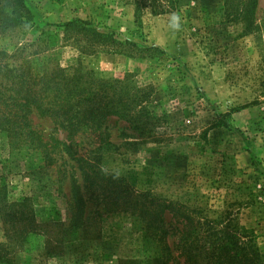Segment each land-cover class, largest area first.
<instances>
[{
    "label": "rangeland",
    "instance_id": "1",
    "mask_svg": "<svg viewBox=\"0 0 264 264\" xmlns=\"http://www.w3.org/2000/svg\"><path fill=\"white\" fill-rule=\"evenodd\" d=\"M25 1L34 17L31 29L0 38V48H22V57L41 68L68 72L81 63L102 79L131 74L154 88L149 107L164 116L162 142L139 137L113 119L107 125L112 145L103 157L105 169L128 177L141 192L202 207L210 218L229 211L233 224L252 231L264 251V0L256 11L259 38L241 36V25L224 15V0H175L171 13L145 12L137 23L134 7L124 0ZM173 14L178 29L172 27ZM72 20L140 48H159L166 56L82 55L58 28ZM256 100L260 104L251 105ZM230 111L227 128L209 129ZM33 120L47 141L52 122ZM65 168L62 161L48 167L39 154L0 133V182L11 201L26 200L35 219V234L25 238L22 225H12L0 210L5 246L0 264H154L159 250L153 232L133 209L105 215L84 238L68 228L73 209ZM90 200L88 206L94 205ZM165 220L176 226L170 216ZM176 242L174 236L169 240L174 250Z\"/></svg>",
    "mask_w": 264,
    "mask_h": 264
},
{
    "label": "trees",
    "instance_id": "2",
    "mask_svg": "<svg viewBox=\"0 0 264 264\" xmlns=\"http://www.w3.org/2000/svg\"><path fill=\"white\" fill-rule=\"evenodd\" d=\"M123 2L134 7L136 23L145 12L153 16L171 13L176 3ZM223 6L227 19L241 25V36L259 38L258 0H224ZM33 19L25 0H0V38L31 29ZM58 28L66 40H74L82 55L106 53L158 60L166 56L156 47L140 48L134 42L119 41L82 20H72ZM260 50L264 52V48ZM22 53V48L12 52L0 48V133L10 142L39 154L48 167L59 161L66 165L69 170L61 171L70 180L73 209L68 228L79 238L89 236L105 215L125 207L123 212L137 211L146 229L153 232L159 250L154 264H264V251L255 235L233 224L229 211L210 218L209 211L202 207L192 209L188 204L161 199L151 191L141 192L128 177L105 169L103 157L112 145L107 125L113 119L124 122L139 137L152 143L162 142L164 116L149 107L154 92L151 85H140L131 74L123 80L102 79L81 63L68 72L41 68L28 56L22 57ZM261 65L264 66V55ZM259 104L257 100L251 103ZM34 118L52 122L54 127L47 141L35 129ZM217 118L209 129L227 128L231 111ZM57 135L64 139H57ZM90 199L94 200L92 206H88ZM0 210L12 225H22L20 232L24 237L35 234L34 213L26 206V200L11 201L1 182ZM167 216L174 220L175 227L166 223ZM173 236L177 237L175 250L169 245ZM4 250L5 246L0 245V254Z\"/></svg>",
    "mask_w": 264,
    "mask_h": 264
},
{
    "label": "clouds",
    "instance_id": "3",
    "mask_svg": "<svg viewBox=\"0 0 264 264\" xmlns=\"http://www.w3.org/2000/svg\"><path fill=\"white\" fill-rule=\"evenodd\" d=\"M172 19H173V25H172V27L174 29H178L179 28V17L176 14H173Z\"/></svg>",
    "mask_w": 264,
    "mask_h": 264
}]
</instances>
